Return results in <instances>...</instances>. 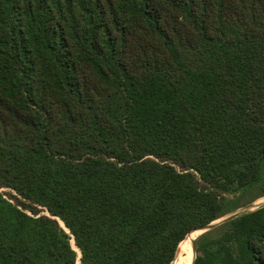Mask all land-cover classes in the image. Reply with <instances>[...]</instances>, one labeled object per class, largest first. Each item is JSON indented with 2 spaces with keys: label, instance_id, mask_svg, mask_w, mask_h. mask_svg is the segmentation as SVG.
<instances>
[{
  "label": "trees",
  "instance_id": "1",
  "mask_svg": "<svg viewBox=\"0 0 264 264\" xmlns=\"http://www.w3.org/2000/svg\"><path fill=\"white\" fill-rule=\"evenodd\" d=\"M263 198L264 0H0V264H172ZM194 250L264 264V207Z\"/></svg>",
  "mask_w": 264,
  "mask_h": 264
},
{
  "label": "water",
  "instance_id": "2",
  "mask_svg": "<svg viewBox=\"0 0 264 264\" xmlns=\"http://www.w3.org/2000/svg\"><path fill=\"white\" fill-rule=\"evenodd\" d=\"M262 207H264V203L259 204V205H256L254 203L249 204V205H247V206H245L243 208H240V209H238V210H236V211H234V212H232V213L224 216L223 218H221L219 220H216V221L210 223L209 225L204 226L203 228H201V229H199L197 231H194L193 233H198V235H197V237H198L201 234H203L205 232H208V231H210V230L218 227L221 224H224L226 222L235 220V219H237L239 217H242L244 215L250 214V213H252V212H254V211H256V210H258V209H260ZM194 240L192 241V252H193V261H192V264L194 263V260L196 258V254H195V250H194Z\"/></svg>",
  "mask_w": 264,
  "mask_h": 264
},
{
  "label": "bare ground",
  "instance_id": "3",
  "mask_svg": "<svg viewBox=\"0 0 264 264\" xmlns=\"http://www.w3.org/2000/svg\"><path fill=\"white\" fill-rule=\"evenodd\" d=\"M194 234L195 233L190 234V236L186 240H184L182 242V244L178 247L179 252H181V253H178V255L176 256L175 260H177V261L175 262V264H189L187 261L184 260L185 258H190V260H191L190 264H192L193 257L191 255H186L184 257L181 255L185 251V249H187L186 247L190 242L189 240L193 238Z\"/></svg>",
  "mask_w": 264,
  "mask_h": 264
},
{
  "label": "rangeland",
  "instance_id": "4",
  "mask_svg": "<svg viewBox=\"0 0 264 264\" xmlns=\"http://www.w3.org/2000/svg\"><path fill=\"white\" fill-rule=\"evenodd\" d=\"M262 203H264V198H263V199H260V200H258V201H256V202H254V204H256V205H259V204H262ZM197 235H198V233H195L194 236H193V238L189 240L190 242H189L188 245L191 246V249H192V241L197 237ZM189 236H190V235H189ZM189 236H188V237H189ZM188 237H187V238H188ZM187 238H186V239H187ZM186 239H185V240H186ZM188 245H187L186 248L189 247ZM186 251H187V249H185V251L182 253L181 256L184 257V256H186V255H189V254L186 253ZM178 253H181V252H179V248H178V251H177V255H178ZM176 261H177V260H174V262H173L172 264H175Z\"/></svg>",
  "mask_w": 264,
  "mask_h": 264
}]
</instances>
